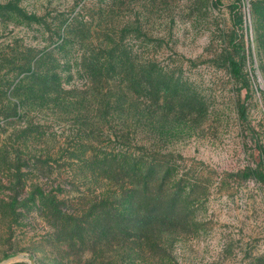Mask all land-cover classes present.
Masks as SVG:
<instances>
[{"label": "rangeland", "instance_id": "rangeland-1", "mask_svg": "<svg viewBox=\"0 0 264 264\" xmlns=\"http://www.w3.org/2000/svg\"><path fill=\"white\" fill-rule=\"evenodd\" d=\"M96 4L0 0V264H264V0H139L103 21L123 32L143 69L132 147L185 197L176 213L186 224L153 245L97 223L113 182L68 157L72 116L30 95L44 22ZM152 64L172 83L170 106L163 89L154 106L145 93ZM119 124L109 119L96 134L97 151L123 148ZM50 195L60 215L44 209Z\"/></svg>", "mask_w": 264, "mask_h": 264}, {"label": "trees", "instance_id": "trees-1", "mask_svg": "<svg viewBox=\"0 0 264 264\" xmlns=\"http://www.w3.org/2000/svg\"><path fill=\"white\" fill-rule=\"evenodd\" d=\"M97 2L90 11L79 5L72 12V19L58 18L60 23L54 26L44 22L48 45L41 56L42 69L37 70V62L33 64L30 95L34 103L59 108L72 116L73 141L68 144L69 150L72 147L68 157L90 166L101 179L113 182L109 196L103 200L109 212L97 223L119 228L142 243L153 245L161 235L186 224V219L176 213L177 206L185 204V197L178 189L173 191L168 171L161 170L147 154L137 155L135 150L139 149L132 147L129 131L139 113L143 69L132 49L124 45L123 32L102 25L103 21L112 24L117 12L139 0ZM232 47L240 49L236 43ZM231 65L233 74L242 79L241 63L232 61ZM151 66L146 71L145 93L154 106L158 91L163 89L164 102L170 106L172 83L166 74L156 72L154 64ZM64 76L69 81L83 80L82 87L65 88ZM241 114H245L244 105ZM109 119H120L121 136H116V141L125 140L124 146L111 152L97 151L93 145L97 142L95 137L103 132ZM80 148L81 154L77 153ZM42 204L52 215L61 214L62 201L57 196H44Z\"/></svg>", "mask_w": 264, "mask_h": 264}]
</instances>
